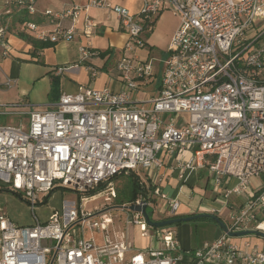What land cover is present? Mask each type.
<instances>
[{"label": "built area", "instance_id": "obj_1", "mask_svg": "<svg viewBox=\"0 0 264 264\" xmlns=\"http://www.w3.org/2000/svg\"><path fill=\"white\" fill-rule=\"evenodd\" d=\"M140 1L137 15L108 0H88L85 7L114 14L127 36L115 65L119 90L87 87L63 93L53 108L27 114V130L0 126V182L31 210L55 188L87 194L103 185V191L81 197L77 209L55 212L43 223L35 219L32 225H16L0 213V264H181L184 256L193 264H264V247L257 249L247 241L239 247L223 231L211 242L181 253L170 227L152 229L140 213L127 223L138 225L143 237L154 236L159 247L126 256L130 248L125 235L112 230L108 212L84 210L89 199L115 195L116 177L160 168L157 154L172 150L189 153L176 163L182 181L187 173L205 171L215 192L226 177L224 200L246 196L252 180L264 181V0ZM37 2L1 0L5 14L15 9L26 16L37 13ZM167 7L178 17V25L157 84L153 60L130 54L143 49L145 35L152 33ZM80 10L74 4L60 12L45 10L42 16L54 27L51 31H40L31 21L22 24L43 43L70 41L73 27L64 28L61 21H75ZM93 26L87 21L86 35ZM8 34L0 14L3 58L11 51ZM79 54L82 61L94 55L85 47ZM88 70L91 79L100 74ZM151 83L156 86L152 95L140 97ZM151 194L167 201L168 212L175 216L178 201L156 190ZM226 226L230 232L264 233V189L230 205Z\"/></svg>", "mask_w": 264, "mask_h": 264}, {"label": "crops", "instance_id": "obj_2", "mask_svg": "<svg viewBox=\"0 0 264 264\" xmlns=\"http://www.w3.org/2000/svg\"><path fill=\"white\" fill-rule=\"evenodd\" d=\"M108 1L126 7L135 15L140 12L142 6L140 0ZM87 2L88 0H38L36 5L37 13L33 16H26L23 12H18L15 9L5 14L6 8L4 9L0 0V14L3 17L4 23L8 26V37L11 44V51L8 57L3 58L0 55V105L1 107L7 106L3 110L5 116H15L22 112L28 114L30 111L43 112L49 110L54 107L61 94H75L87 87L92 89L107 87L115 91L120 89L119 76L115 70V65L123 54L122 49L127 42V36L122 31L118 18L115 15L104 9H86ZM73 4L81 8L77 19L75 21L71 19L61 21L62 27H73L74 35L72 40L60 41L56 44L43 43L38 41L34 34L25 31L22 24L24 21L35 23L40 31H51L54 27L48 23V20L42 16V13L45 10H51L53 12L67 10ZM166 11L168 9L158 15L154 29L147 37V42L151 46L157 45L161 51L163 50L165 52L164 59L166 58L170 38L178 25V21L176 20L174 25L166 31L168 35L166 39H162L163 24L170 16L164 13ZM87 21L94 24L93 27H90V35L85 34ZM81 47H85L94 55L82 61L79 54ZM117 52H119V56L114 64H112L113 55ZM98 53H104V56L99 57ZM130 55L144 59L146 52L138 49ZM89 67L98 70L100 74L96 78L91 79L89 76ZM58 68L63 69L61 73L56 71ZM155 79H157V76H155ZM158 80H155L157 84L159 82ZM151 95L152 92L144 91L140 97L149 98ZM9 105L13 106L8 107ZM188 156L189 153L186 151L181 153L175 150H172L171 153L160 152L157 154V157L162 163L160 168L139 169L135 173L141 184L147 189L146 193H148L151 207L153 195L150 193L156 190L159 194L167 196L168 199H174L179 202L175 216L187 217L200 213L213 215L215 211L219 210L203 205L201 203L202 200L199 198L207 195L202 189L197 193L198 189L195 188V182L200 179L201 173H205V171L187 173L185 181L179 178V170L176 166L177 160L181 157L186 158ZM206 183L207 178L205 174L203 190L206 188ZM223 187L224 184L222 182L218 191L222 192ZM210 196L214 202L224 200L221 194H211ZM157 197L159 196L157 195ZM166 202L165 207L157 213L154 220H163L171 217L167 210ZM38 209L36 207L31 210L26 205L17 203L13 197L0 194V213L18 221L19 224L26 225L31 223L33 219L34 221L38 219L35 215ZM29 212L31 213L32 219L29 216ZM55 212L51 208L45 215V218L47 220L50 219ZM193 224L195 227L201 225L199 223H197V226L195 225L196 223ZM170 228L175 231L181 253L198 248L205 242H211L221 234V230L215 224L213 225L210 239L203 240L201 244L193 243L191 245L188 238L189 230H192L191 224L179 225L176 229L172 226ZM180 229L184 232V238L182 240L179 233ZM140 237L144 240L140 251L159 247L154 236L148 235L143 237L140 234ZM126 242L130 248L126 256H130L132 253L131 243L128 239ZM233 242L241 247L244 241L241 244L238 240ZM263 247L264 245H261L256 248L261 249ZM193 263L191 258L184 256L181 264Z\"/></svg>", "mask_w": 264, "mask_h": 264}, {"label": "rangeland", "instance_id": "obj_3", "mask_svg": "<svg viewBox=\"0 0 264 264\" xmlns=\"http://www.w3.org/2000/svg\"><path fill=\"white\" fill-rule=\"evenodd\" d=\"M167 8H168V11H166L164 13H167L170 16L173 15L172 16L173 18L169 16L167 18V21L163 24L164 25L162 28V39L163 40H165L166 37L168 36L166 31L168 29H170L171 26L174 25L176 20L178 21V17L171 11L170 7H167ZM112 22H114V21H112ZM256 32L258 33L259 29H256ZM148 36L145 35V38H147ZM262 40H264V36L262 37L260 42ZM142 50H144L146 52L145 59H152L153 60L154 69H155V76H157V79H159L160 78V72L162 70V60L165 57V52L163 50L161 51V49L157 45L151 46L147 42V40H146V43H145ZM122 52L124 54L123 49H122ZM142 53H144V52L142 51ZM118 56H119V52H117L113 55V60L111 61L112 64H114V62L117 60ZM154 86L155 85L151 83V84H148L147 86H144V88L142 90L148 91V92H153ZM3 110H4V108L1 107V105H0V115H1L0 116V126H3V125L19 126L20 125V126H22V128L24 130H27V126H28V115H27V113L22 112L21 114H17L15 116H8V115L5 116ZM34 112H39V111H34ZM204 179H205V173L202 172L200 179L195 182V186H196L195 188L198 189L197 193H199V190L202 189V191L205 192L207 195V196L201 197L199 199L202 200L201 203L203 205L208 206L209 208H212V209H218L219 213H217L216 215H218V217L225 224H228V222H229L230 205H234V206L239 205L245 201L246 197L250 198L253 194V191L264 189V181L262 179L252 180V183L249 186V189H248L246 196H241V197L240 196H237V197L232 196L228 200H223V201L220 200L221 202L220 201L214 202L210 195L211 194L212 195L221 194V191H218L219 187H217L215 192H211L210 183H208V184L206 183V188H205V190H203ZM226 180H227L226 177H222L223 184L226 182ZM131 182H132V178L130 176L121 175V176L116 177L112 183V186H113L114 192H115L114 196H110L108 194L99 195L96 198L87 200L86 203L83 205V207H84L85 211L91 212V213H96L99 211L108 212L111 220L113 221V225L111 227L112 230L116 231L117 233L122 232L125 235L126 240L128 239V241L131 243V251H137V250L140 251V249H142L141 246H143L144 240L140 237L139 226L134 224L132 221H129L130 223H127L128 219L131 220V218H133L134 212H131V211H128L126 209L121 208L122 206H128L131 204V203L130 204L126 203L127 202V196H128L127 193H128ZM101 191H103V190H101ZM0 194L13 197V199H15V201H17V203H21V204L29 207L28 204H26L24 201H22L17 195H15L9 189V186L7 184H3L1 182H0ZM83 196H88V195L84 194V193L75 192V191L68 189V188H61V187L55 188L54 190L51 191L50 195H48V198H47L45 203L35 206V208L36 207H37V209L39 208L38 210H36L35 215L37 216L39 222L43 223L47 220V218H45V215L47 214V212L51 208L58 213H62L68 208L69 209H71V208L77 209L78 204L80 202V199ZM198 197H199V195H198ZM138 198H140V195L137 196V199ZM152 200H153L152 209H154V211L152 213L148 209V213H149L151 219L154 220L157 216V213L159 211H161L163 209V207H165V200L160 198V196L157 197L154 195L152 196ZM29 216L32 219L30 212H29ZM7 218L16 225L28 226V225H32L34 223V219L32 220L31 223L24 225V224H19L18 221L12 219L11 217L9 218L7 216ZM193 223H196L195 224L196 226H197V223H199L201 225L199 227L198 226L195 227ZM184 224H191L192 225V230L191 231L189 230V236H188L189 243H191V245L193 243L201 244L203 240L210 239L212 236L213 225H215L213 222H211L208 219H198V220H194L191 222H183V223H180V224L172 226V227H175V229H176L177 227H179V225H184ZM168 227H171V226H168ZM76 232H77L78 236H81V230L78 226H77ZM179 233H180V238L182 240V238H184L183 237L184 232L182 231V229L179 230ZM111 234H112V232H110V236H112ZM84 237H86V238L89 237V231L88 230L85 231ZM95 238H96V242L98 244L102 243V240H101L99 234L95 233ZM237 240L240 241L239 242L240 244L243 241H247L252 246H256V247H260L261 245H264V239L257 236V235H254V234L243 236V237L233 238V241H237ZM154 241H156V240H154ZM176 255H177V253L174 254V256H176Z\"/></svg>", "mask_w": 264, "mask_h": 264}, {"label": "water", "instance_id": "obj_4", "mask_svg": "<svg viewBox=\"0 0 264 264\" xmlns=\"http://www.w3.org/2000/svg\"><path fill=\"white\" fill-rule=\"evenodd\" d=\"M121 208L126 209L128 211L134 212V213H140L142 217L144 218V221L146 225L152 229H161L168 226H172L174 224L183 223V222H191L198 219H211L215 222V224L219 227L221 231L226 233L229 237H243L247 235H257L264 239V233L256 232V231H241V232H230L228 231V228L226 224L217 216L211 215V214H193L187 217H180V218H169L165 220H153L151 219L148 209L150 212L153 213L152 207L149 205V203L144 200L140 199L139 204H130L128 206H122Z\"/></svg>", "mask_w": 264, "mask_h": 264}, {"label": "trees", "instance_id": "obj_5", "mask_svg": "<svg viewBox=\"0 0 264 264\" xmlns=\"http://www.w3.org/2000/svg\"><path fill=\"white\" fill-rule=\"evenodd\" d=\"M98 56L99 57H103L104 53H98ZM126 176H130L132 178V182L130 184V187H129V190H128V193H127L128 196H127V202L126 203H129V204L133 203L134 201L137 200V196L138 195L142 196L147 202H149L150 199L148 197V193H146L147 189H146V187L143 184H141V182L138 179V176L136 175V173L135 172H130ZM101 190H103V185H99L96 189L89 191L87 193V195H88L87 197H91V196L97 194L98 192H100ZM12 192L20 198L19 194L15 193L14 191H12ZM47 198H48V196H47ZM47 198L45 199V201H43L42 203H39V204L45 203ZM39 204H37V205H39ZM170 218H180V216H171ZM166 219H169V218H166ZM163 220H165V219H163ZM208 220L212 221L211 219H208ZM212 222L215 223L214 221H212ZM178 224H180V223H178ZM178 224H174L172 226H175V225H178Z\"/></svg>", "mask_w": 264, "mask_h": 264}]
</instances>
